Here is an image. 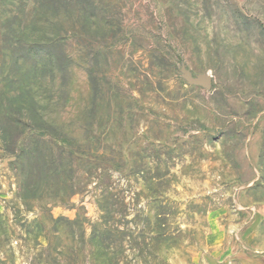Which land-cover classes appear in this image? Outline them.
Masks as SVG:
<instances>
[{"label": "rangeland", "instance_id": "374dc122", "mask_svg": "<svg viewBox=\"0 0 264 264\" xmlns=\"http://www.w3.org/2000/svg\"><path fill=\"white\" fill-rule=\"evenodd\" d=\"M0 264H264V0H0Z\"/></svg>", "mask_w": 264, "mask_h": 264}, {"label": "water", "instance_id": "95a60500", "mask_svg": "<svg viewBox=\"0 0 264 264\" xmlns=\"http://www.w3.org/2000/svg\"><path fill=\"white\" fill-rule=\"evenodd\" d=\"M187 79L191 84L199 85V86L205 87L207 89H210L213 85L212 78L210 76H207V75L199 76L196 78L191 77L189 75V76H187Z\"/></svg>", "mask_w": 264, "mask_h": 264}]
</instances>
